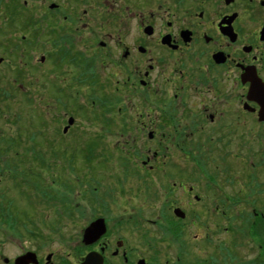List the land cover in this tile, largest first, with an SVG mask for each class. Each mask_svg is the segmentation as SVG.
<instances>
[{
  "label": "flooded vegetation",
  "instance_id": "flooded-vegetation-1",
  "mask_svg": "<svg viewBox=\"0 0 264 264\" xmlns=\"http://www.w3.org/2000/svg\"><path fill=\"white\" fill-rule=\"evenodd\" d=\"M24 11H31L30 17ZM10 20L29 25L33 38L9 32ZM2 66L24 90L28 85L16 71L21 68L36 70L54 97L65 90L76 100L91 99L85 104L86 115L113 124L79 132L89 145L74 142L82 152L92 143L108 144L120 154L119 146L125 152L133 149V155L124 154L126 160L138 172L146 168L140 174L149 177L163 166L183 173L192 165L205 193L174 180L162 193L161 207L171 208L179 222L170 214L167 221H158L165 232L159 240L165 241L163 247L151 235L139 233L147 250L140 252L141 245L134 246L118 232L127 222L139 229L154 221L142 220L139 208L130 206L133 194L141 190H126L116 182L125 174L113 160L105 180L114 182L101 185L103 197L97 200L101 211L85 220V226L100 227L97 235L86 236L72 255L61 258L54 250H44L41 236L31 237L28 241L35 245L31 250L19 245L20 253L8 260L2 257L0 264H16L15 258L28 253L33 259L21 264H156L162 256L164 264H264V176L260 180L255 172L264 163V109L258 101L264 87V0H0ZM108 95L130 103L116 102L114 113L108 103L115 102ZM60 116L56 120L61 122V134H71L75 119L66 113ZM44 141L50 147L41 145L42 149L59 146L52 138ZM232 165L242 173L233 174ZM240 176L242 182L236 183ZM247 180L249 187L244 189ZM176 191L183 194L180 204L172 196ZM122 198L123 206L118 203ZM118 206L128 212L126 218L116 215ZM185 207L212 214L214 231L220 226L226 239L212 235L207 225L203 236L184 234ZM78 222L72 220L74 226ZM235 232L242 235L237 241ZM236 243L255 251L236 263Z\"/></svg>",
  "mask_w": 264,
  "mask_h": 264
},
{
  "label": "rangeland",
  "instance_id": "rangeland-1",
  "mask_svg": "<svg viewBox=\"0 0 264 264\" xmlns=\"http://www.w3.org/2000/svg\"><path fill=\"white\" fill-rule=\"evenodd\" d=\"M24 13L27 17H30L31 11H24ZM30 25L33 27L32 24ZM28 26L25 27L24 24L19 22L18 25H14V21L10 20L9 32L11 31L16 35L29 33V37L33 38L34 29L31 31ZM16 71L24 76L22 81L25 85H28V90H24L18 84V81L11 80V77L15 75L11 73L8 67L2 66L0 68V201L2 202L1 207L4 210V217L11 219L7 222L0 220V238L3 239L2 242L4 243L1 245L0 263L2 257H6L4 259L8 260V258L17 256L20 253L18 250L19 245L26 247V250H31L35 246L34 240L28 241V239L35 236L43 238L40 239L44 241V250H54L60 258L67 253L72 255L75 246L81 244L80 241L85 240V233L89 228V226H85L89 220L88 217L96 210L101 211V203L97 201H100L103 197L101 191L103 187L101 185L106 182H114L111 179L105 180V175L111 172V162L113 160L117 161L119 171L125 174L123 180H117L116 182H122L126 190L132 187L135 190H141L140 193L133 194L130 206L139 208L138 213L141 215L142 220L154 221L153 224H150L151 227L147 222H144L139 229L134 228L132 222H127L122 225L118 233L124 234L134 246L140 247L141 245L143 248L140 252L143 253H147V250L140 241L139 233L141 232L148 236L151 235L162 244V247L165 246V241H159L162 239L160 237L165 236V232L158 221H167L169 214L175 223L179 221L172 216L171 208L168 209V206L161 207L162 193L168 187L171 189L174 180L185 181L187 185L195 186V192L205 193L204 184L198 182L200 176L191 169L192 165H188L190 172L186 170L183 173L176 168L169 169L168 166H163V171L160 169L153 174V177H149L140 174L145 173L146 168L138 172L135 170V166L126 160L127 157L124 154L130 155L129 152H132L133 155V149L131 151L127 149L129 152H125L124 148L119 146L118 148L122 150L120 154L116 153L108 144L93 147L95 143H92L90 149L87 148V151L82 152V149L76 147L79 144L83 147H89V145L85 143L84 135H79V132L82 133L84 130H91L96 127L100 128L99 125L107 126L105 123H101L98 118L94 120L86 115L85 104L90 102L91 99L81 98L76 100L66 96V91H62L61 85L58 86V84L55 87L58 91L61 90L62 94L54 97L50 90V84L38 77L36 70L25 71L21 68ZM36 77H38V80ZM107 97L114 100L115 103L108 104H111L110 108L112 109L110 110L115 113L117 110L116 102L119 101L115 96H113L114 99L109 95ZM106 99L110 102L108 98ZM119 103L123 104L122 102ZM129 103L124 102L123 106L129 105ZM64 113L75 119L72 133L68 135L61 134V122L56 120ZM42 115L46 119L45 121ZM107 122L109 126L113 124L110 121ZM53 129L55 130L53 131ZM129 135H131L129 138L132 140L133 133ZM46 137L52 138L54 144H59L60 147L57 146L54 149L57 152L49 148L50 143L44 141ZM119 137L122 136L119 135ZM114 139H117V137H114ZM74 142L77 146L73 145ZM41 145L49 147L42 149ZM64 146L69 148L67 149ZM137 165L139 166L140 163L137 162ZM232 166L233 174L242 173V168L240 169L237 165ZM257 169L258 171L255 172L262 180L264 163L258 166ZM137 173L140 176H134ZM24 178L37 181L45 191L31 188V184L28 185ZM240 182H242V176L236 180V183ZM236 183L233 182V188L238 190L239 187ZM248 187L249 181L247 180L244 189H248ZM241 194L244 193L241 192ZM127 195H130V193H127ZM182 195L180 191L172 192L175 204H180L178 200L182 199ZM252 198L261 205L259 196ZM123 202H125V198H122V203H118L123 206ZM118 207H114V210ZM119 209L120 212L116 215H122L126 218L128 212L126 214V210L121 212L120 207ZM185 209L188 218H186V225L183 229L184 234L186 233L189 237L193 234H198V237L203 236L205 225H207L213 230L212 235L214 232V235L218 236L220 240L224 241L226 239V234L221 232L220 226L214 231L212 214H206L196 207H185ZM76 215H78L77 218H75ZM74 219L80 220L76 223L78 226H74L72 223ZM194 219H197L196 221L200 220V222L198 223ZM190 221L196 224L192 225ZM235 221L239 222L237 219ZM174 227L178 230H176V234H173L177 238L179 237L180 224L178 223ZM241 236L235 232L234 240L237 241ZM44 238L48 239L47 242ZM69 242L71 244H68ZM234 251L235 262L240 263L251 257V255L246 257L247 252L255 250L247 245L236 243ZM70 259L72 260V257ZM155 263L164 264L163 256L159 257Z\"/></svg>",
  "mask_w": 264,
  "mask_h": 264
},
{
  "label": "water",
  "instance_id": "water-1",
  "mask_svg": "<svg viewBox=\"0 0 264 264\" xmlns=\"http://www.w3.org/2000/svg\"><path fill=\"white\" fill-rule=\"evenodd\" d=\"M246 77H249V76L246 75ZM258 101L261 103V108L264 109V87H262V90L260 91V96L258 97ZM176 213H179V212L176 211ZM99 229H100L99 226H97V227H95V226L94 227H89L86 230L85 237L86 236H91V235H97L99 233V231H100ZM33 257H34V255L32 253H28V254H25V255L18 256L17 258H15L14 262L16 264H21L24 261H26V259H33ZM80 264H90V262L89 261H83Z\"/></svg>",
  "mask_w": 264,
  "mask_h": 264
},
{
  "label": "trees",
  "instance_id": "trees-1",
  "mask_svg": "<svg viewBox=\"0 0 264 264\" xmlns=\"http://www.w3.org/2000/svg\"><path fill=\"white\" fill-rule=\"evenodd\" d=\"M24 181L26 182V183H28V185L29 184H31V188L33 187L35 190H39V191H45L43 188H41L40 186H39V184H38V182L37 181H35V180H33V179H31V178H24ZM34 181V182H33ZM30 187V186H29ZM1 201H0V220H2L3 222H7L8 220H11V219H6L5 217H4V214H3V212H4V210H3V208L1 207ZM15 218V217H14ZM16 219V218H15ZM17 220V219H16ZM13 221V220H12Z\"/></svg>",
  "mask_w": 264,
  "mask_h": 264
}]
</instances>
